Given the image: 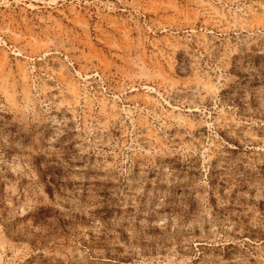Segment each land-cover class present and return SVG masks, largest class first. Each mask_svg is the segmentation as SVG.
<instances>
[{"label": "rangeland", "instance_id": "obj_1", "mask_svg": "<svg viewBox=\"0 0 264 264\" xmlns=\"http://www.w3.org/2000/svg\"><path fill=\"white\" fill-rule=\"evenodd\" d=\"M0 264H264V0H0Z\"/></svg>", "mask_w": 264, "mask_h": 264}]
</instances>
